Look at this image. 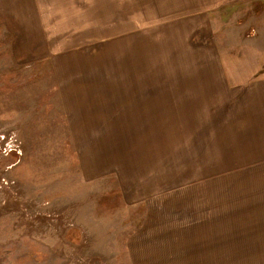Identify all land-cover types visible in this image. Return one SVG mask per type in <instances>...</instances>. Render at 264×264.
Returning <instances> with one entry per match:
<instances>
[{
  "label": "rangeland",
  "instance_id": "rangeland-1",
  "mask_svg": "<svg viewBox=\"0 0 264 264\" xmlns=\"http://www.w3.org/2000/svg\"><path fill=\"white\" fill-rule=\"evenodd\" d=\"M203 2L22 0L19 15L0 14V149L14 134L21 150L0 157V264H264V174L258 159L242 166L256 144H218L215 153L204 141L178 142L176 126L165 133L155 104L147 126L135 127L96 99L74 104L78 122L103 135L93 155L71 135L66 96L87 93L81 81L73 89L72 71L111 78L114 53L132 35L151 51L157 79L193 15L207 13L186 54L216 47L245 68L246 43L264 54L254 46L264 39V0L210 11ZM90 160L110 170H89Z\"/></svg>",
  "mask_w": 264,
  "mask_h": 264
},
{
  "label": "crops",
  "instance_id": "crops-1",
  "mask_svg": "<svg viewBox=\"0 0 264 264\" xmlns=\"http://www.w3.org/2000/svg\"><path fill=\"white\" fill-rule=\"evenodd\" d=\"M21 1L0 0V14L19 15ZM202 1L198 0V3L201 5ZM206 1L208 3L203 2L202 5L204 11H210L226 2V0ZM178 5L180 3L174 7ZM213 6L215 7L212 8ZM206 15L207 13H203L202 19L193 20L194 15L187 19L194 23L185 21L186 29L179 32V39L173 47L172 55L163 56L162 66H167L169 70L163 72L161 78L154 77L156 72L153 71L151 51L148 52L146 47H140L139 51L134 35H132V40H129L128 48L117 47L113 58L114 73L111 78L106 76L104 71H90L88 75H91V78L85 81L84 77L78 79L77 72L72 71L69 77L71 81L73 80V89L81 92L77 88L78 82L81 81L87 92L86 94L81 92L80 95L74 94L75 97L73 94L66 96L65 105L70 119L73 142L79 143L84 150L89 147V155H93L91 143L99 141L103 136L94 134L95 130H91L97 126L93 121L89 125L86 124V127L78 122L81 111L76 112L78 108H74V104L79 100L82 103L83 101L90 103L91 100L96 99L102 101L103 106L111 103L115 116L118 114L119 118L134 123L135 127L147 126L146 123L141 122L150 119L147 115L154 113L151 108L155 104L160 109V113L157 111L153 117L156 116L155 120H157L160 116L167 122L164 126L165 133H170L169 128L176 126L178 133L183 137L178 142L185 144L191 140L196 143L204 141L215 153L221 150L220 147L216 148L218 144L234 145L244 142L256 144L259 154L247 160V163L242 166H255L258 159L260 160V175H263L264 60L262 58L264 54L259 53L260 57L255 58L258 51L250 49L251 43L248 41L249 43H246L247 54L250 55L252 61L247 64L246 68L243 64L234 62V60L238 61L239 57L220 54L216 47L213 49L193 48L191 54H186V50L182 49L189 48L195 26L202 25L206 21ZM215 19L218 21L217 18ZM176 24L178 23H173L172 26ZM260 24L263 26L264 23ZM260 29L264 30L262 27ZM262 37L263 35H260V42H254V46L258 47L260 44V49L264 48ZM120 48L124 49V52L120 53ZM176 49H178L177 54ZM245 52L242 56L247 55ZM107 80L112 81V84ZM158 80L160 81L157 82ZM110 85L113 91L107 92V95H101L100 87L106 90ZM155 86L159 88L155 89ZM105 112L104 110L102 113ZM102 126L104 127V124ZM168 158L172 159V156ZM197 159H201V156ZM208 160L209 163L214 162L215 154L210 153ZM92 163L93 160H90L89 170H95L94 165L98 169H105L103 172L106 173L110 170V166L103 167ZM209 174H217L216 168ZM211 214L213 217L212 212Z\"/></svg>",
  "mask_w": 264,
  "mask_h": 264
},
{
  "label": "built area",
  "instance_id": "built-area-1",
  "mask_svg": "<svg viewBox=\"0 0 264 264\" xmlns=\"http://www.w3.org/2000/svg\"><path fill=\"white\" fill-rule=\"evenodd\" d=\"M17 140H16L15 135L11 134V136L9 137L7 141L6 146L0 149V157L1 156L6 157L13 151L20 153L19 151L21 150H20L19 143Z\"/></svg>",
  "mask_w": 264,
  "mask_h": 264
}]
</instances>
